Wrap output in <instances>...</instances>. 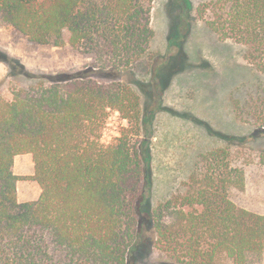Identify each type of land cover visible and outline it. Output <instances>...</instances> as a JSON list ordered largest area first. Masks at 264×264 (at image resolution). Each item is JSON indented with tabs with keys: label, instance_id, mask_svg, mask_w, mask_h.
I'll return each instance as SVG.
<instances>
[{
	"label": "trees",
	"instance_id": "obj_1",
	"mask_svg": "<svg viewBox=\"0 0 264 264\" xmlns=\"http://www.w3.org/2000/svg\"><path fill=\"white\" fill-rule=\"evenodd\" d=\"M153 4L0 0L1 21L30 42L69 45L89 58L73 73L10 70L11 97H0V264H134L152 248L179 264H248L264 249V214L229 196L233 184L243 187V173L213 169L225 149L200 154L181 189L153 207L149 146L162 92L186 67L182 42L196 19L244 47L259 78L233 96L232 112L264 130V0H201L195 15L188 0H169L176 22L164 55L150 51ZM143 58L145 84L134 79ZM133 85L145 96L142 113ZM110 110L140 121V141L122 127L114 142H101ZM19 154L32 157L40 185L33 200H18Z\"/></svg>",
	"mask_w": 264,
	"mask_h": 264
},
{
	"label": "rangeland",
	"instance_id": "obj_2",
	"mask_svg": "<svg viewBox=\"0 0 264 264\" xmlns=\"http://www.w3.org/2000/svg\"><path fill=\"white\" fill-rule=\"evenodd\" d=\"M194 9L201 0H188ZM175 12V11H174ZM169 10V0H154L151 23L154 37L151 55L167 52L168 38L175 33L176 18ZM185 68L174 73L162 95V107L151 120L150 174L151 203L168 199L181 189L200 154L213 150L227 152L213 163L216 173L225 177L243 173V187H230L229 196L237 207L264 214V130L236 117L233 96L243 97L257 82V72L244 57V47L233 40H220L200 19H196L182 42ZM89 63V58L69 45L51 46L30 42L24 35L0 19V97L10 99V70L22 65L28 71L73 73ZM134 79L144 84L150 80L149 59H141L134 69ZM24 81V80H22ZM140 96L143 112L145 96ZM147 88V87H146ZM152 105V103H151ZM140 113V114H141ZM140 121L123 119L118 111H109L102 129L101 142L109 144L120 135L122 127L136 131L131 143L140 141ZM13 172L19 177V201L37 198L40 185L31 178L34 165L30 154L13 160ZM134 264H179L155 248L138 251ZM216 264H232L219 259ZM248 264H264V249L249 258Z\"/></svg>",
	"mask_w": 264,
	"mask_h": 264
}]
</instances>
